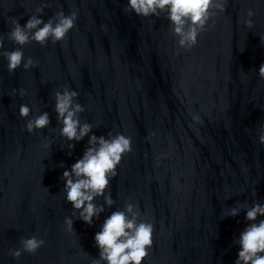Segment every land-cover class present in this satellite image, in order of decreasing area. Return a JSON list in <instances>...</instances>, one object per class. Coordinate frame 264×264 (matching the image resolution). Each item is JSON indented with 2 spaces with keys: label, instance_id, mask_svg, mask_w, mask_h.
Instances as JSON below:
<instances>
[{
  "label": "clouds",
  "instance_id": "9594fccd",
  "mask_svg": "<svg viewBox=\"0 0 264 264\" xmlns=\"http://www.w3.org/2000/svg\"><path fill=\"white\" fill-rule=\"evenodd\" d=\"M226 4L227 0H128L124 11L143 18L166 14V18L170 21V35L177 38V50L183 49L187 52L197 45L198 36L208 30V21L217 12L222 13L226 10ZM42 11L41 8L36 9V13ZM254 15L253 9L246 11L247 19L244 20V24L248 28L253 27L251 17ZM76 19V12L65 15L63 11L58 12L47 22L34 14L23 26L18 19H12L8 39L20 47L14 51L0 52V56L8 61L9 73H14L21 67L22 62L25 71L36 66L32 57L24 58L22 51L24 45L35 41L44 46L49 39L53 44L63 41L69 31L75 27ZM2 48L3 38L0 37V49ZM258 74L264 79V63L260 65ZM25 95H27L26 91L21 89L20 96ZM78 95V92L69 87L55 91L54 111L57 120L63 125L60 135L67 141L79 142L88 137V146L82 158L78 159L70 170H65L61 178L65 181L66 200L72 204L74 214L78 213V218L91 226L93 219L99 218L105 211L104 205L111 207L115 203L111 194L105 195V191L109 188L110 179L117 175L116 169L123 155L132 151V140L120 133L116 135L109 133L108 138L103 135H89L93 126L87 122L82 123L79 119V114L85 109L77 102ZM30 112L31 109L27 105H20L21 118L29 117ZM192 119L195 123H202L198 114H193ZM50 123L49 113L43 112L27 120L25 128L27 132L33 133L47 128ZM259 131V143L264 145V125H261ZM74 147L73 143H69V150ZM98 197H103L104 205L94 202ZM241 207L246 209L245 219L249 223L236 239L240 250L235 264H264V219L256 222L258 217H264V204L231 207L226 216H238ZM64 223L69 232L74 231L72 218L66 217ZM153 231V224L141 219L136 205L126 202L124 209L112 212L105 219L101 230L95 234L99 258L94 259L92 264H101V261L106 264H142L149 255L148 249L153 243ZM44 244L45 241L35 235L21 238V247L9 250V255L14 259H19L25 252L35 255Z\"/></svg>",
  "mask_w": 264,
  "mask_h": 264
}]
</instances>
